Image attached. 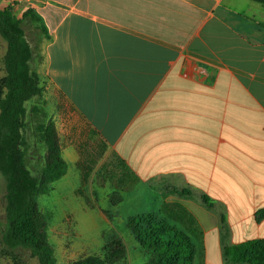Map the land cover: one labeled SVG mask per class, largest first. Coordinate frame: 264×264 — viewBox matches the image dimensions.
<instances>
[{
    "label": "crops",
    "instance_id": "1",
    "mask_svg": "<svg viewBox=\"0 0 264 264\" xmlns=\"http://www.w3.org/2000/svg\"><path fill=\"white\" fill-rule=\"evenodd\" d=\"M7 8L47 29L36 72L57 119L88 124L138 185L191 191L180 202L203 230L204 264L264 239L261 4L0 0Z\"/></svg>",
    "mask_w": 264,
    "mask_h": 264
},
{
    "label": "trees",
    "instance_id": "2",
    "mask_svg": "<svg viewBox=\"0 0 264 264\" xmlns=\"http://www.w3.org/2000/svg\"><path fill=\"white\" fill-rule=\"evenodd\" d=\"M264 7V0H252ZM38 23L47 35L42 19L33 10L21 17L11 9H0V36L7 44L3 57L5 75L0 78V174L5 180V229L1 235L0 256L13 264H58L49 240L48 217L41 211L38 198L50 192V186L68 172L56 123L47 119L44 108L33 106L37 118L36 132L45 146L44 162L33 174L27 163L25 129L26 104L42 97L45 85L33 70V49L26 37L23 21ZM48 36V35H47ZM124 175L136 184L134 177L120 163ZM127 179V180H128ZM190 195L189 189L179 192ZM203 203L212 206L210 199ZM166 215L146 210L127 219V228L148 258L146 264H204L203 230L195 216L181 204L165 205ZM264 217V212L259 213ZM127 249L118 237L102 247V254H92L69 264H128ZM231 264H264V239L248 240L224 248Z\"/></svg>",
    "mask_w": 264,
    "mask_h": 264
},
{
    "label": "rangeland",
    "instance_id": "3",
    "mask_svg": "<svg viewBox=\"0 0 264 264\" xmlns=\"http://www.w3.org/2000/svg\"><path fill=\"white\" fill-rule=\"evenodd\" d=\"M22 16V15H21ZM18 16V17H21ZM26 37L34 50L33 70L42 68L44 58L41 39L44 37L38 23L23 21ZM7 48L0 36V78L5 75L3 57ZM33 106L44 108L47 119L56 123L61 149L68 164L67 174L50 186V192L38 198L41 211L48 217V235L54 247L58 264L92 254H102V247L118 237L127 249L128 264H146L147 254L127 228V219L146 210L166 215L165 205L181 204L184 189L164 183L146 185L133 183L122 171L120 162L103 137L83 121L59 120L55 107L43 97H35L26 104L28 116L25 129L27 163L33 174L40 171L45 146L36 132L37 118ZM128 179V180H127ZM5 180L0 174V245L5 229ZM193 212L199 215L195 209ZM204 236V233H203ZM209 242L211 240L208 235ZM213 248H215L213 246ZM213 249V260H217ZM0 264H13L0 256ZM28 264H38L31 259Z\"/></svg>",
    "mask_w": 264,
    "mask_h": 264
}]
</instances>
